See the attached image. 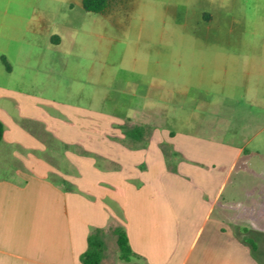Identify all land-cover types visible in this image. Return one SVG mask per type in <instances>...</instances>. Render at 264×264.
Segmentation results:
<instances>
[{
    "label": "crops",
    "instance_id": "crops-1",
    "mask_svg": "<svg viewBox=\"0 0 264 264\" xmlns=\"http://www.w3.org/2000/svg\"><path fill=\"white\" fill-rule=\"evenodd\" d=\"M18 3L27 0H0V264H82L96 230L107 245L103 264H259L262 245L248 240L264 236V187L239 191L230 180L241 162L251 177L248 163L260 152L247 148L249 121L240 126L223 99H245L246 117L255 107L264 113V0H216L203 14L217 127L199 124L205 137L173 132L158 126L167 119L158 113L147 141L114 136L124 129L116 114L71 122L50 113L63 40L47 29L45 8L33 19ZM116 228L128 234V262L119 247L111 253Z\"/></svg>",
    "mask_w": 264,
    "mask_h": 264
},
{
    "label": "rangeland",
    "instance_id": "rangeland-1",
    "mask_svg": "<svg viewBox=\"0 0 264 264\" xmlns=\"http://www.w3.org/2000/svg\"><path fill=\"white\" fill-rule=\"evenodd\" d=\"M37 6L47 10V29L63 40L58 53L62 65L53 72L55 81L49 82L50 113L71 122L74 116L92 122L116 114L122 117L124 129L112 131L114 136H128L135 127L144 126L145 141L153 135L155 127L150 123L158 113L167 116L158 126L173 132L205 137L208 131L199 124L217 127L219 99L211 81L217 70L203 65L200 49L207 26L203 14L215 12L216 0H111L104 14L86 12L82 0H27L16 7L36 19ZM223 100L224 108L237 110L240 126L249 121L254 139L247 148L260 152L248 163L251 177H242L246 164L241 162L233 170L230 186L260 190L264 187V113L255 107L246 117L245 99ZM188 121L193 130L184 124ZM219 139L234 142L227 136ZM253 235L255 244L262 245L255 257L264 264V236ZM108 242L111 253L118 250L112 231Z\"/></svg>",
    "mask_w": 264,
    "mask_h": 264
},
{
    "label": "trees",
    "instance_id": "trees-1",
    "mask_svg": "<svg viewBox=\"0 0 264 264\" xmlns=\"http://www.w3.org/2000/svg\"><path fill=\"white\" fill-rule=\"evenodd\" d=\"M111 0H82L83 9L86 12L104 14L109 8ZM6 64L5 59L3 60ZM7 66V65H6ZM8 68V67H7ZM145 132V127H135L132 131L128 132V136L135 140H140ZM4 135V125L0 121V143ZM246 230V229H245ZM114 234L117 236V244L120 250V259L128 262L134 256V252L129 243V238L124 228H116ZM248 242L254 250L257 249V245L252 239ZM107 249L106 242L101 230H96L88 237L87 249L81 256L82 264H103L105 258V252Z\"/></svg>",
    "mask_w": 264,
    "mask_h": 264
}]
</instances>
